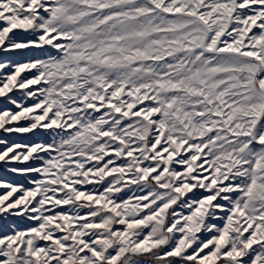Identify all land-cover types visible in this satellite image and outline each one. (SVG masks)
Wrapping results in <instances>:
<instances>
[{
  "label": "snow or ice",
  "instance_id": "snow-or-ice-1",
  "mask_svg": "<svg viewBox=\"0 0 264 264\" xmlns=\"http://www.w3.org/2000/svg\"><path fill=\"white\" fill-rule=\"evenodd\" d=\"M0 98V264H264V0H0Z\"/></svg>",
  "mask_w": 264,
  "mask_h": 264
},
{
  "label": "rangeland",
  "instance_id": "rangeland-1",
  "mask_svg": "<svg viewBox=\"0 0 264 264\" xmlns=\"http://www.w3.org/2000/svg\"><path fill=\"white\" fill-rule=\"evenodd\" d=\"M4 105H5V102L3 101L2 98H0V107H3ZM25 136L27 138H31L30 134H25ZM0 178H5V179H9V180H14L17 182L26 183V181L23 179V177H19V176H16L14 174L8 173L3 169V167H0ZM11 223H16L19 227H26L27 226L25 223H22L17 218L9 217V218H7V220L0 219V225H2V224H9L10 225Z\"/></svg>",
  "mask_w": 264,
  "mask_h": 264
}]
</instances>
